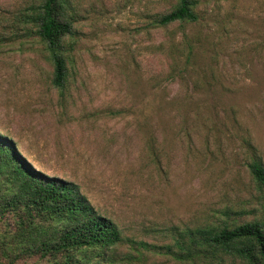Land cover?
I'll return each mask as SVG.
<instances>
[{
	"label": "rangeland",
	"instance_id": "1",
	"mask_svg": "<svg viewBox=\"0 0 264 264\" xmlns=\"http://www.w3.org/2000/svg\"><path fill=\"white\" fill-rule=\"evenodd\" d=\"M197 1V23L161 26L178 0H75L59 90L27 22L36 0H0V134L128 237L174 251L160 230L262 210L246 162L264 161V0Z\"/></svg>",
	"mask_w": 264,
	"mask_h": 264
},
{
	"label": "trees",
	"instance_id": "2",
	"mask_svg": "<svg viewBox=\"0 0 264 264\" xmlns=\"http://www.w3.org/2000/svg\"><path fill=\"white\" fill-rule=\"evenodd\" d=\"M74 2L36 0L27 16L46 46L52 83L59 90L67 88L70 78L66 40L76 33ZM198 6L197 0H178L156 23H197ZM246 167L261 200L260 215L238 224L226 211L227 219L221 222L160 230L171 236L174 251L172 244L156 246L128 237L117 222L96 209L77 183L36 169L13 140L0 134V264H140L146 262L147 252L180 264H264L263 158L251 152ZM127 248L135 254H126Z\"/></svg>",
	"mask_w": 264,
	"mask_h": 264
}]
</instances>
